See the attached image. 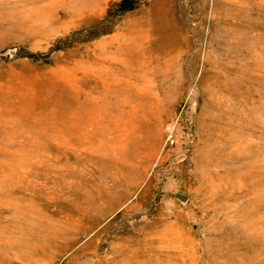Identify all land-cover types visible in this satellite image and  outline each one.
Returning a JSON list of instances; mask_svg holds the SVG:
<instances>
[{
    "label": "rangeland",
    "instance_id": "obj_1",
    "mask_svg": "<svg viewBox=\"0 0 264 264\" xmlns=\"http://www.w3.org/2000/svg\"><path fill=\"white\" fill-rule=\"evenodd\" d=\"M118 1L0 0V264H264V0Z\"/></svg>",
    "mask_w": 264,
    "mask_h": 264
},
{
    "label": "trees",
    "instance_id": "obj_2",
    "mask_svg": "<svg viewBox=\"0 0 264 264\" xmlns=\"http://www.w3.org/2000/svg\"><path fill=\"white\" fill-rule=\"evenodd\" d=\"M115 6L119 13H123L136 8V0H119L115 3Z\"/></svg>",
    "mask_w": 264,
    "mask_h": 264
},
{
    "label": "bare ground",
    "instance_id": "obj_3",
    "mask_svg": "<svg viewBox=\"0 0 264 264\" xmlns=\"http://www.w3.org/2000/svg\"><path fill=\"white\" fill-rule=\"evenodd\" d=\"M247 13L249 15H255L258 14V8H254L253 6H248L246 9ZM250 57L252 58V54H250ZM223 114H227V110H223ZM217 135V134H216ZM226 156V154L224 153V157Z\"/></svg>",
    "mask_w": 264,
    "mask_h": 264
},
{
    "label": "water",
    "instance_id": "obj_4",
    "mask_svg": "<svg viewBox=\"0 0 264 264\" xmlns=\"http://www.w3.org/2000/svg\"><path fill=\"white\" fill-rule=\"evenodd\" d=\"M177 197L180 199V200H185L186 198L184 196H181V195H177Z\"/></svg>",
    "mask_w": 264,
    "mask_h": 264
}]
</instances>
